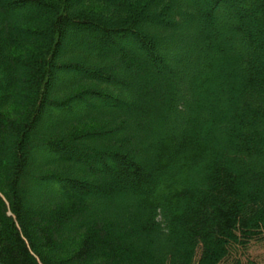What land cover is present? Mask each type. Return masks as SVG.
I'll use <instances>...</instances> for the list:
<instances>
[{"label":"trees","instance_id":"16d2710c","mask_svg":"<svg viewBox=\"0 0 264 264\" xmlns=\"http://www.w3.org/2000/svg\"><path fill=\"white\" fill-rule=\"evenodd\" d=\"M0 264H264V0H0Z\"/></svg>","mask_w":264,"mask_h":264},{"label":"rangeland","instance_id":"374dc122","mask_svg":"<svg viewBox=\"0 0 264 264\" xmlns=\"http://www.w3.org/2000/svg\"><path fill=\"white\" fill-rule=\"evenodd\" d=\"M200 21H201V19H200ZM197 29H198V31H200V33H199L200 35H203V34L207 33L205 24L203 22L198 26ZM181 31L184 32V33H188L190 31V28H189V26L187 24H183V25H181ZM86 37L83 38V39H81V41L82 42H85V41L91 40V37L90 36H88L87 38ZM198 37H196V39ZM67 39H69V37ZM126 41H127V38H126ZM126 41L121 39L119 42H116L115 43V48H118V49L123 48ZM193 43L194 44L196 43L198 47L200 46V48L202 47L201 43L197 42L196 40L194 42L191 41V42H189L187 44H184V46L187 47L189 45H192ZM198 51L201 52V50L199 48H198ZM198 51L191 52L190 56L187 59L181 60V63H183L185 65V69H184V71L182 73L183 76H182V79H181V83L178 84L177 87H180V86L185 87V85H187L189 83V79L192 78V77H194L196 75L197 71H199V67L200 66H198L196 64L193 65V63H192L193 58L196 56V54H197ZM229 54H232V52L230 51ZM115 72L119 76V78H121L123 80H128V79H131L132 78V76L128 72H126V71L118 68L116 65H115ZM14 75H15L16 78H18L14 82V87H16L17 89H22L23 86H24L22 84L23 83L22 80L24 78V75L20 71H17ZM192 95H193V93H192ZM179 99L180 100H188V96H187V94H184V92L181 90V95H180V98ZM44 114H43V116H41V120L39 122V125L37 126V129L32 133V135H33V137L31 138V141L32 142L35 140L36 137L37 138L38 137H40V138L42 137L43 138L44 137L43 134H46L50 130L53 131V130L56 129L57 123H51V124L47 123L45 121L46 117L44 116ZM95 147L98 148L99 146L95 145ZM37 150L38 149H33V152H34L32 154L33 157H31V159L29 160L30 167H32L36 163V158H35L34 155H35V153H37L36 152ZM72 166H73L72 167V172L73 173H77V172H82L83 174L85 173V171L83 170V168L80 165L73 164ZM32 186H34V184H30L28 187L31 189ZM40 194L42 195L44 193L43 192H39V194H37V195H40ZM110 203H111V205L109 207V210H107V212L110 211V210H112V208H113V211H112L113 213H111V212L110 213L113 216H115L116 219H118L119 221L120 220L123 221L124 220V217L126 216V211H128V207L130 206L129 205V202H127V201H121V202L111 201ZM102 212H104V213H102ZM100 213L101 214H105L106 212H105V210L104 211L103 210H100L99 207H97V208H94V207L91 208L89 210V212L85 216V221H76L75 223L72 224V226H70V228H69L70 231L71 230L80 229L87 221L93 219L94 217L99 216ZM153 250L156 251V249H154V248H153Z\"/></svg>","mask_w":264,"mask_h":264}]
</instances>
